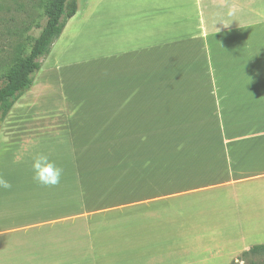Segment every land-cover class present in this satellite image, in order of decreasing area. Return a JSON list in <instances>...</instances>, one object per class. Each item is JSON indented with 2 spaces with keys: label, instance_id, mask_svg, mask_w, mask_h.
<instances>
[{
  "label": "crops",
  "instance_id": "1",
  "mask_svg": "<svg viewBox=\"0 0 264 264\" xmlns=\"http://www.w3.org/2000/svg\"><path fill=\"white\" fill-rule=\"evenodd\" d=\"M96 1L78 5L0 129V159L35 147L64 170L59 185L45 187L30 168L12 200V220L8 193L0 194V239L50 228L84 237L92 250L135 224L143 232L183 224L214 234L220 222L227 229L251 223L244 208L261 201L264 208V20L238 24L255 14L247 0ZM85 13L81 22L101 20L98 32L74 25ZM77 37L101 45L94 51L102 72L74 52ZM89 64L102 73L98 108L78 82ZM58 81L59 95L42 107ZM25 201L28 211L13 205ZM246 232L224 264L264 245V230Z\"/></svg>",
  "mask_w": 264,
  "mask_h": 264
},
{
  "label": "rangeland",
  "instance_id": "2",
  "mask_svg": "<svg viewBox=\"0 0 264 264\" xmlns=\"http://www.w3.org/2000/svg\"><path fill=\"white\" fill-rule=\"evenodd\" d=\"M77 1L78 5L81 4V6L86 2V0ZM43 2L44 0H0V69L4 68L16 53L22 50L27 53L33 39L41 33L46 23ZM246 3L249 5L248 11L252 9L255 14L249 12L247 15L239 16L237 19L238 24L263 21L264 0H247ZM86 16L85 13L84 16L74 21L75 26H83L79 28V32L84 34L91 33V30L98 32L97 27L101 26L102 28L101 20L91 19L88 23L86 19L81 22V18L83 19ZM90 35L95 40L100 39H97L93 34ZM76 39L78 40L73 43L74 52L77 55H84L85 59L83 60L89 59L90 63L93 64L92 67H98L102 72V62L100 61L102 56L97 55V52L94 51L101 50V45L95 44L93 46L94 42L85 38L79 39L77 37ZM77 43H84L86 46ZM88 68H91L90 64ZM92 70L93 72H91ZM101 72L91 68L87 73L84 72L86 78L78 80L81 87H88L90 91L92 90L90 99V102L94 103L92 108H98V102H102L101 96L104 95L102 93L101 78L98 79L102 75ZM91 86H93L92 89ZM77 88L72 86L68 90L71 93H74V91L77 93ZM60 90V82L58 81V84L53 83L48 90L52 95L46 96L45 99L43 96L40 105L43 107L46 106V103H51L52 99L59 95ZM83 92L82 96L86 97V90ZM92 108L91 110L88 109L87 112H91L93 115L97 112L92 111ZM97 114L99 116V113ZM95 121V117L91 118V123H95ZM2 126L3 123L0 124V129ZM34 151L35 147H23L22 150L7 154L6 158L4 156L5 159H0V173L13 185L11 190L0 191V194L8 193L6 202L9 208L10 215L8 217L10 220L14 216L12 215V200L15 193L19 192L18 188L27 183L25 174L30 168L32 169ZM28 202L25 201L23 205L20 202H13V205L16 208L20 207L18 211H21L22 207H25V210L28 211L30 208ZM244 214H252L253 221L251 223L239 222L233 224L235 228L229 229L227 228L230 224L220 222L214 224L217 227L220 226L214 234L210 233L212 232L210 230L188 232L183 229V224L159 232L157 229L143 232L137 229L135 224L134 228L125 227V229H122L117 237L108 233V238H106L108 242L105 245H97L98 247L92 250L83 246L84 237L76 236L68 231L53 233L50 228L44 231H33L32 236H23V239L7 241L8 238L12 237L7 236L0 239V264H224L225 261L230 259L229 252L235 249L236 242H238L236 238L241 231H247L246 233H251L252 236L254 233L258 234V232L264 230L262 201L256 206L250 205L244 208ZM188 226L196 227L198 224H188ZM61 229L63 230V227ZM233 233L236 236L231 237L230 234ZM156 234H165L169 237L156 238ZM170 235H174V237H170ZM199 235H202V238H195ZM127 237H134V239ZM201 240L205 241L206 246L201 245ZM217 248H222V250H217L218 252L213 254L216 251L213 249ZM253 261H263V257L249 256L243 262H237L238 264H249Z\"/></svg>",
  "mask_w": 264,
  "mask_h": 264
},
{
  "label": "trees",
  "instance_id": "3",
  "mask_svg": "<svg viewBox=\"0 0 264 264\" xmlns=\"http://www.w3.org/2000/svg\"><path fill=\"white\" fill-rule=\"evenodd\" d=\"M43 8L46 23L39 36L33 39L29 51L16 53L11 61L0 69V124L4 123L17 102L33 87L44 60L50 55L68 22L77 14L78 1L44 0ZM249 256L263 257V261H253L249 264H264V245L251 247L241 254L237 261L243 262Z\"/></svg>",
  "mask_w": 264,
  "mask_h": 264
},
{
  "label": "clouds",
  "instance_id": "4",
  "mask_svg": "<svg viewBox=\"0 0 264 264\" xmlns=\"http://www.w3.org/2000/svg\"><path fill=\"white\" fill-rule=\"evenodd\" d=\"M228 15L233 16L234 13L230 11ZM217 22H221L224 27H227L230 24H225L222 20H217L215 24ZM31 167L33 171L32 179L38 184L45 187H55L60 184L64 170L62 167L58 166L48 154L39 151L36 152L32 157ZM12 187L13 185L11 181L6 179L5 176L0 173V190H11Z\"/></svg>",
  "mask_w": 264,
  "mask_h": 264
}]
</instances>
